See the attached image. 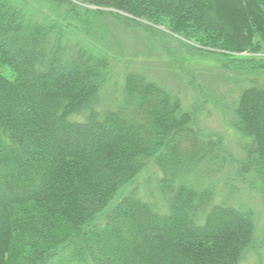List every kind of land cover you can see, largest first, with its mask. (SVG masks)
Here are the masks:
<instances>
[{
  "label": "trees",
  "instance_id": "16d2710c",
  "mask_svg": "<svg viewBox=\"0 0 264 264\" xmlns=\"http://www.w3.org/2000/svg\"><path fill=\"white\" fill-rule=\"evenodd\" d=\"M94 18L144 30L201 98L194 71L168 43L200 51L188 39L203 32L230 52L254 53L264 40V0H0V65L13 74H0V264H242L257 245L254 216L213 202L199 168L221 159L186 145L212 140L197 125L203 103L187 113L127 69L131 100L98 106L96 86L113 81L116 65L93 42ZM167 20L176 31L162 30ZM210 50L198 53L237 78L228 107L217 103L241 155L226 158L264 201V66ZM177 144L189 150L179 160ZM156 167L147 192L138 181Z\"/></svg>",
  "mask_w": 264,
  "mask_h": 264
},
{
  "label": "rangeland",
  "instance_id": "374dc122",
  "mask_svg": "<svg viewBox=\"0 0 264 264\" xmlns=\"http://www.w3.org/2000/svg\"><path fill=\"white\" fill-rule=\"evenodd\" d=\"M90 22L94 30L91 33L93 35V42L101 44V47L103 46V48L112 51L113 58L111 62L114 66L116 65V71L114 70L113 72V77H115L113 81L108 84L104 83L103 85L101 82V84L99 83L96 86L98 88V106L102 107V105H105L103 107L105 110L111 109L114 111L120 105L123 96L126 100H131L132 92L128 94L129 92L123 89L124 78H126L124 70L127 69L130 75L134 73L138 74L142 80L144 79L149 83L150 85L148 84V87L154 85L158 90L176 96L182 105H184V110L187 113L192 110L193 105L196 106L197 101L200 100L203 103L201 110L198 111L197 125L202 134L211 136V139L217 140V142L213 143L215 145L214 147L208 143L212 140L205 142L199 141L196 146L192 142L187 141L186 145L189 149L194 147L193 149L196 153L205 155L216 153L214 155L221 159L218 162L215 160L216 163H209L207 159L201 162L199 170L203 174L200 175L203 176L202 183L203 185L205 183L213 185L214 198L216 199L213 202L223 201L229 205L240 208L247 207L251 210L255 220L254 238L257 245L247 251L242 264H264V201L253 189H249L237 178L235 167L227 160L228 157H231V160L235 162L241 158L238 151L239 148H237L238 137L228 128L226 119L219 109L220 105L217 106V103H221V106L226 105L228 107L233 98H235L236 94H234L235 90L233 89L232 82L237 80V78L232 77L229 73H221V71L217 70L216 63L212 58L200 57L201 55L198 53L200 51L202 53L212 51L210 47L216 45L217 47L225 48L226 51L222 52H225V54L235 61H254L256 63H262L264 66V40L261 41V45L254 53L230 52L229 45H223L220 41L213 43L211 41L213 39L211 34L203 32L194 34L188 39V45L200 51H192L193 53L186 54L178 48L177 44H172V42L168 43L176 51L175 53L185 60L184 67L194 71L196 80L206 95L205 98H201L187 87V78L177 69L174 62L165 54L157 41L153 40L144 30L122 27L112 20L99 21L97 18H94ZM76 24L82 26L78 22ZM175 26L174 22L167 20L163 24L164 29H161L169 32V30H175ZM180 35L182 37L178 36L181 41L186 40L185 42H187V39L182 34ZM117 55L121 57L118 58ZM0 74L7 79H13L12 72L7 67H2L1 65ZM114 115L118 123L124 117L126 118L125 114L117 113L116 115L115 113ZM229 115L228 117L230 118ZM185 148V144H177L175 146V157L178 160L182 159L181 153ZM168 163H172L171 158H169ZM181 163H177L175 169ZM157 171H159L157 167L154 169L150 168L146 172L148 175L143 174L138 181V184L143 182L147 185V192L153 190L156 186L158 178ZM171 173H173L171 170L167 172L169 177H172ZM228 184H231V187H233V193L231 195L229 194ZM137 193L141 199L144 198L141 194V188Z\"/></svg>",
  "mask_w": 264,
  "mask_h": 264
}]
</instances>
